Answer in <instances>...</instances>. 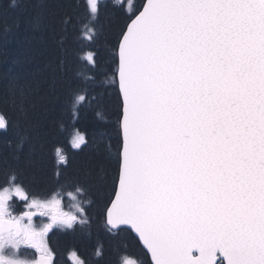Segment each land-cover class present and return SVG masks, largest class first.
<instances>
[{"label":"snow or ice","instance_id":"1","mask_svg":"<svg viewBox=\"0 0 264 264\" xmlns=\"http://www.w3.org/2000/svg\"><path fill=\"white\" fill-rule=\"evenodd\" d=\"M53 4L64 10L59 28L37 17L32 39L51 35L57 53L43 68L11 75L7 90L23 101L58 81L73 117L90 98L111 105L114 128L91 144L99 175L89 185L108 196L93 214L58 143V183L42 195L0 156V264H264V0L37 7ZM121 7L125 23L104 54L101 17ZM9 124L0 114V129ZM70 143L89 147L79 130ZM18 200L26 210L14 215ZM94 231L111 243H93L89 255L79 241ZM57 233L66 239L53 243ZM123 234L142 259L121 247ZM23 249L30 259L20 258Z\"/></svg>","mask_w":264,"mask_h":264},{"label":"trees","instance_id":"2","mask_svg":"<svg viewBox=\"0 0 264 264\" xmlns=\"http://www.w3.org/2000/svg\"><path fill=\"white\" fill-rule=\"evenodd\" d=\"M38 0H0V114L10 121L8 129H0V156L20 172V179L34 194H44L57 186L56 172L58 170L52 144L64 147L70 155L72 164L68 171H73L80 182L88 190L92 199L93 214L99 208L108 192L104 186L89 187L95 183L99 175L93 168L91 144L94 143L101 132H109L114 128V113L110 106L105 107L103 101L89 99L83 104L75 117L63 111V89L60 82L51 79L44 85L42 92L29 96L21 101L18 96L7 90V83L11 75L23 74L26 70L35 67L43 68L54 58L58 48L56 40L46 35L43 42L33 40L32 36L38 32L35 26L37 17L43 23L52 22L59 28V21L64 18V10L50 5L47 9L37 7ZM82 3L83 0H78ZM133 4L142 3V0H131ZM115 5V0H108ZM128 3V0H125ZM117 15H104L100 25L103 26L104 36L101 43L107 48L115 39V34L125 23L124 8L117 9ZM85 17V21H86ZM28 49H32L35 60L26 57ZM11 70V71H10ZM110 75V73L108 74ZM98 81H104L99 90L107 88L104 75L97 76ZM111 93V89H108ZM81 131L89 147L84 151L71 148V133ZM115 150V145H113ZM61 172L64 169H59ZM70 204L66 200V205ZM24 211L21 202H17L15 213ZM66 239L63 233L52 237L53 243ZM56 240V241H55ZM111 243L101 232H93L92 237L82 238L79 243L82 249L91 254L92 244ZM121 247L127 245L130 253H135V246L127 234L119 238Z\"/></svg>","mask_w":264,"mask_h":264},{"label":"flooded vegetation","instance_id":"3","mask_svg":"<svg viewBox=\"0 0 264 264\" xmlns=\"http://www.w3.org/2000/svg\"><path fill=\"white\" fill-rule=\"evenodd\" d=\"M143 1V0H142ZM22 213V212H21ZM20 213V214H21ZM58 234V233H57ZM33 255H34V253H33ZM31 256H32V252H31V250H29V249H23L21 252H20V257L21 258H24V259H30L31 258ZM132 258H134V259H142V257H138V256H136L135 255V253L132 255Z\"/></svg>","mask_w":264,"mask_h":264},{"label":"rangeland","instance_id":"4","mask_svg":"<svg viewBox=\"0 0 264 264\" xmlns=\"http://www.w3.org/2000/svg\"><path fill=\"white\" fill-rule=\"evenodd\" d=\"M140 1V0H139ZM19 201V200H18ZM70 209V204H68V205H66V207H65V210H69ZM24 210H26V209H24ZM14 215H18V213H13ZM21 258V257H20ZM21 259H24V258H21ZM27 260V259H26Z\"/></svg>","mask_w":264,"mask_h":264},{"label":"bare ground","instance_id":"5","mask_svg":"<svg viewBox=\"0 0 264 264\" xmlns=\"http://www.w3.org/2000/svg\"><path fill=\"white\" fill-rule=\"evenodd\" d=\"M56 241V240H55Z\"/></svg>","mask_w":264,"mask_h":264}]
</instances>
